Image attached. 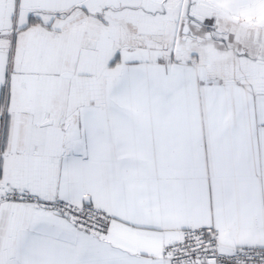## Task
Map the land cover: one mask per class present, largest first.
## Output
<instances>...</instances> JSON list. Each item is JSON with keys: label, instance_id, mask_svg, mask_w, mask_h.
I'll return each instance as SVG.
<instances>
[{"label": "snow or ice", "instance_id": "6c2138e0", "mask_svg": "<svg viewBox=\"0 0 264 264\" xmlns=\"http://www.w3.org/2000/svg\"><path fill=\"white\" fill-rule=\"evenodd\" d=\"M0 264H264V0H0Z\"/></svg>", "mask_w": 264, "mask_h": 264}]
</instances>
